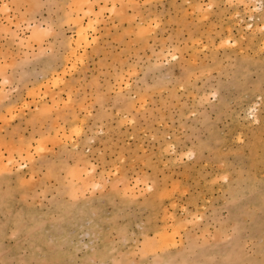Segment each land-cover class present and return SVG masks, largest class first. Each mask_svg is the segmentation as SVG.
<instances>
[{"label": "rangeland", "instance_id": "obj_1", "mask_svg": "<svg viewBox=\"0 0 264 264\" xmlns=\"http://www.w3.org/2000/svg\"><path fill=\"white\" fill-rule=\"evenodd\" d=\"M263 40L264 0H0V264H264Z\"/></svg>", "mask_w": 264, "mask_h": 264}, {"label": "bare ground", "instance_id": "obj_2", "mask_svg": "<svg viewBox=\"0 0 264 264\" xmlns=\"http://www.w3.org/2000/svg\"><path fill=\"white\" fill-rule=\"evenodd\" d=\"M83 32V31H82ZM82 32H81V34H82ZM83 38V37H82ZM263 42V45H264V40L262 41ZM253 117H254V120L255 121H257V122H259L260 120H261V115L258 113H254L253 112ZM155 239H157V238H155ZM162 239V238H161Z\"/></svg>", "mask_w": 264, "mask_h": 264}]
</instances>
